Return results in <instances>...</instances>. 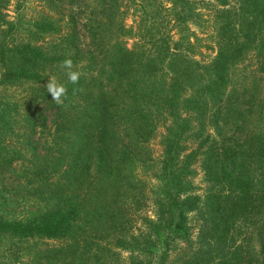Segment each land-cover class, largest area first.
<instances>
[{"label":"trees","instance_id":"obj_1","mask_svg":"<svg viewBox=\"0 0 264 264\" xmlns=\"http://www.w3.org/2000/svg\"><path fill=\"white\" fill-rule=\"evenodd\" d=\"M124 1L44 0L21 28L3 21L0 0V91L18 90L0 94V236L60 241L34 250V264H174L177 241L182 264H264V136L244 127L256 96L228 87L230 69L259 44L264 0H240L248 21L218 28L203 81L181 37L125 46ZM169 1L182 20L183 0ZM72 10L84 18V48ZM66 58L82 73L78 85L60 66ZM52 77L67 86L62 106L46 90ZM48 111L51 136L39 147ZM196 169L202 195L190 191ZM3 200L17 213L8 216ZM195 210L197 246L187 227Z\"/></svg>","mask_w":264,"mask_h":264},{"label":"rangeland","instance_id":"obj_2","mask_svg":"<svg viewBox=\"0 0 264 264\" xmlns=\"http://www.w3.org/2000/svg\"><path fill=\"white\" fill-rule=\"evenodd\" d=\"M220 1H225V5L221 6L218 4ZM183 2L184 12L182 20H179L177 10L175 11V13L177 12L176 20L175 16L173 17V12L171 11L172 4L169 0H131L122 2L119 11L125 32L121 37V41L127 48L131 49L141 46L143 43L145 45L143 46L146 48L149 38L158 39L169 36L175 41L181 37L190 44L191 56H188V60L198 64L193 69L199 75V80L203 81L206 75L202 67L215 54L217 48L215 35L218 28L223 23H228L227 26L230 29H235L238 27L239 21H248L249 15H243L242 12H239L240 0H183ZM43 3L44 0H6V7L2 11L4 14L3 21L12 23L17 19L18 25L21 28H26L27 25L24 23L37 17ZM44 11L51 13L52 9L45 7ZM72 14L76 16V23H79L77 25V29H79L78 45L80 48H84L88 42L87 36L80 26L84 18L80 14H76L75 10H72ZM64 22L65 17L62 23ZM3 25L0 27V31L5 29V25ZM262 26L263 32L260 33L259 39V44L262 45L258 44L257 47L250 48L244 59L230 69L228 87L241 86L245 90L250 88V92L254 93L256 99L252 103L253 105L249 114L246 116L244 127L264 136V58H258L259 54L264 56V25L261 24ZM21 88L24 90L25 86ZM16 89L7 88L4 92L0 91V94L11 96V93L18 92ZM50 115V111L45 112V117L48 119L45 122V128L37 129L33 137L37 140L39 147H45L50 139ZM150 148L153 156L156 157L159 154V147L156 141L150 144ZM22 167L23 163L21 160L12 163L11 171L6 173V175L4 174L5 182H11L15 177L12 172L18 173ZM146 176V181L154 185L155 181L152 174L147 173ZM188 179L190 181L191 193L202 195L205 187L198 169ZM2 206L8 216L17 213L18 209L14 208L15 205L9 201L4 202L3 200ZM145 214L150 215L148 210L145 211ZM200 217L199 211L196 210L187 215V227L190 233L189 241L196 244V246L197 241L200 240V237H198ZM59 244L60 241L58 240L16 241L15 239L8 240L6 237L0 236V264H34L32 260L34 250L58 246ZM184 246L180 241L171 244L169 257L173 262L175 261L174 264H182L181 259L183 258L182 252L185 249ZM188 252H190L188 257H191L194 250Z\"/></svg>","mask_w":264,"mask_h":264},{"label":"clouds","instance_id":"obj_3","mask_svg":"<svg viewBox=\"0 0 264 264\" xmlns=\"http://www.w3.org/2000/svg\"><path fill=\"white\" fill-rule=\"evenodd\" d=\"M61 68L65 70V74L69 83L78 85L82 73L78 70H74L73 61L70 58H66L61 62ZM46 90L50 94L52 101L62 106L65 99H67L68 89L67 86L59 82L55 77L49 78L46 85ZM83 88H73V94L76 92H82Z\"/></svg>","mask_w":264,"mask_h":264}]
</instances>
